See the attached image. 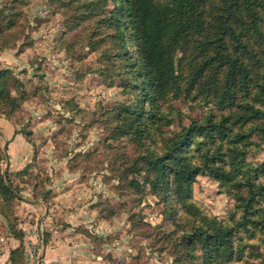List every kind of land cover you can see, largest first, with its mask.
<instances>
[{
	"label": "trees",
	"instance_id": "1",
	"mask_svg": "<svg viewBox=\"0 0 264 264\" xmlns=\"http://www.w3.org/2000/svg\"><path fill=\"white\" fill-rule=\"evenodd\" d=\"M109 2L113 9L107 11ZM21 3L25 0H12L0 8V54L21 40V47L28 46L30 37L20 32ZM82 5L84 18L74 25L93 16L108 25L119 86L129 96L109 110L114 131L108 139L128 137L144 150L129 164L111 160V173H122L119 193L131 186L157 196L164 220L155 237L174 264L242 259L248 240L253 248L257 235L264 237V162L247 161V153L259 146L253 138L264 140V0H86ZM16 77L10 68L0 69V116L7 119L37 93ZM179 99L204 106L203 117H190L180 130L166 132L174 121L170 115L180 114L171 105ZM18 133L32 141L31 131ZM157 138L160 147L154 145ZM80 155L68 161L71 169L84 161ZM3 162L0 149V214L10 220L22 191L11 176L32 177L33 163L5 172ZM201 175L232 190L235 206L226 218L206 213L194 200ZM36 181L33 190L50 205L47 178ZM10 225L22 242V231ZM10 257L11 264H23L22 245Z\"/></svg>",
	"mask_w": 264,
	"mask_h": 264
},
{
	"label": "rangeland",
	"instance_id": "2",
	"mask_svg": "<svg viewBox=\"0 0 264 264\" xmlns=\"http://www.w3.org/2000/svg\"><path fill=\"white\" fill-rule=\"evenodd\" d=\"M84 1L25 0L18 10L24 15L20 32L30 37L28 46L21 47V40L0 54V69L10 68L30 93L37 90L10 119L17 132L32 133V141L19 133L23 139L17 146L21 156L30 148L22 169L33 163V176L27 177L26 183L11 176L22 191L15 201V214L10 220L4 217L7 226L0 229V264H11L12 250L21 245L23 264H31L28 240L41 228L44 254L59 264H174L172 253L161 250L163 245L155 237L164 220L163 205L157 196L131 186L119 193L118 174L122 173H111L113 158L119 159L118 166L122 161L129 164L144 150L129 143L128 137L108 139L114 131L109 110L129 101V96L119 86L120 70L111 57L116 44L106 36L111 32L108 25L96 16L74 25L84 18ZM11 2L0 0V8ZM112 9L113 3L109 2L106 10ZM12 94L17 92L13 90ZM171 105L180 114L170 115L174 121L164 127L166 132L180 130L190 123V117H203L205 107L198 103L179 99ZM156 140L154 145L160 147V138ZM253 140L259 146L247 153V161L262 163L264 140L258 136ZM7 142H0L5 172ZM77 154L84 161L79 168L71 169L68 161ZM133 177L141 180V176ZM45 178L46 188L53 192V198L48 199L52 203L45 202L46 208L40 206L32 213L22 211L21 207H28L23 196L41 200L33 188L36 180ZM25 190L30 195H25ZM194 200L206 213L220 218H226L235 206L232 190L223 191L219 182L205 175L194 184ZM106 214L109 217L104 218ZM12 223L26 234L25 244L12 235ZM257 236L253 248L250 243L254 241L248 240L242 259L223 264L264 261V243L258 239L264 237Z\"/></svg>",
	"mask_w": 264,
	"mask_h": 264
},
{
	"label": "crops",
	"instance_id": "3",
	"mask_svg": "<svg viewBox=\"0 0 264 264\" xmlns=\"http://www.w3.org/2000/svg\"><path fill=\"white\" fill-rule=\"evenodd\" d=\"M21 139H23V136L17 132V129L15 128V125H13L11 120L7 119L3 116H0V142H1V140L10 141L9 144H8V142L6 143L7 145L5 148H7L8 160H7V162L5 161L4 165L8 169H10L11 171H18V170L22 169L23 165L25 164L24 160L29 159V154H28L29 152L28 151L30 150V148H28V147L26 148L24 155H22L23 157L19 154L20 150L17 146V143L19 141H21ZM26 143L28 144V142H26ZM26 190L24 191L25 195H30ZM31 191H33V190H31ZM23 197L25 198V201H26V204L28 207H26V206L21 207L22 211H24L26 209L28 212L32 213V212H35V210H37V208H40V206H44L46 208V204L42 200L36 201L34 199L27 198L26 196H23ZM5 221L6 220H5L4 216L0 214V229L1 230H4L5 226H7ZM22 233H23L22 243L25 244L26 243V234L24 232H22ZM12 235H13V233H12ZM13 236H14V238H16L17 241L20 240L15 235H13Z\"/></svg>",
	"mask_w": 264,
	"mask_h": 264
},
{
	"label": "built area",
	"instance_id": "4",
	"mask_svg": "<svg viewBox=\"0 0 264 264\" xmlns=\"http://www.w3.org/2000/svg\"><path fill=\"white\" fill-rule=\"evenodd\" d=\"M43 227V222H40V228ZM35 237V238H34ZM28 245H30L29 253L31 257V264H59L56 260H49L46 258L44 248V236L42 228L39 232L33 231V234L29 237Z\"/></svg>",
	"mask_w": 264,
	"mask_h": 264
}]
</instances>
